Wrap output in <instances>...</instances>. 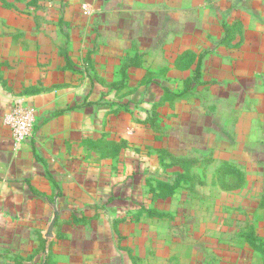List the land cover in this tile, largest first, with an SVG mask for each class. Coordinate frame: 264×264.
<instances>
[{"label": "rangeland", "instance_id": "obj_1", "mask_svg": "<svg viewBox=\"0 0 264 264\" xmlns=\"http://www.w3.org/2000/svg\"><path fill=\"white\" fill-rule=\"evenodd\" d=\"M261 3L0 0L10 108L21 102L35 115L21 88L54 79L87 108L72 153L49 166L67 180L35 172V197L19 205L4 202L13 188L0 182V205L25 213L0 218V263L23 247L38 258L53 231L62 255L70 239L107 254L119 244L124 264H264Z\"/></svg>", "mask_w": 264, "mask_h": 264}, {"label": "crops", "instance_id": "obj_2", "mask_svg": "<svg viewBox=\"0 0 264 264\" xmlns=\"http://www.w3.org/2000/svg\"><path fill=\"white\" fill-rule=\"evenodd\" d=\"M261 2L262 21L264 22V0H261ZM24 86L21 88L23 92L21 99L34 108L36 125L34 126L29 141L24 145L15 144L12 130L3 121L5 114L9 111L10 101L13 102L14 99L12 100V93H7L8 90L6 87L8 86L3 87L1 85L0 87V182L4 185L8 184L10 188H13L7 200H4V202L13 205L26 203L25 201L27 199L29 202L31 199H34L35 194H33L31 186L28 187V185L32 182L31 178L37 171L41 172V174L44 172L48 180L53 181V184L67 180L65 176L53 174V169H49V166L53 165L51 168H55L54 165L60 164L57 159L70 156L73 151L72 145L78 140V137H71L72 134L76 136L78 131V113L87 112L86 107H79L77 105L79 95L75 87L71 86L70 82L61 81L60 79H54V81L42 80L39 85L32 83ZM80 135L81 143L87 145L89 143L88 148L94 146L93 141L88 138L83 139V137H86L85 134L80 133ZM14 171L21 172L19 177L23 179L13 176L15 174ZM7 180L8 182H6ZM23 186L28 187L29 193H26V195H16L14 189H19ZM39 200L38 202L43 204H52V201L48 197H43ZM70 212V214L77 215V211L75 210H71ZM20 216H25V213L21 212L19 208L3 207L0 205V218L14 219ZM51 234L52 237L46 241V244L44 233L41 235L40 240L43 247L38 249V258H30L29 251L24 250L26 247H23L22 252L13 253L9 256V264H19L20 262L22 264H44L46 263L43 260V256L45 255L44 251L47 250L50 254L52 253L51 260L47 264H56L59 261L58 257L63 256L68 259L63 264H78L79 261L81 264H124L119 262L120 256H118L116 251L119 248V244L113 245V247L111 246L108 250L110 252L107 254L103 251L102 247L93 250V247L88 249V245H85V248H82V250H77L78 244L71 242L70 239H63L61 241L69 242L70 247H73L74 250L62 255L59 254L58 250L54 249L55 246L51 245L52 242L58 240V237L55 236L53 231ZM54 255H57L58 261H56Z\"/></svg>", "mask_w": 264, "mask_h": 264}, {"label": "built area", "instance_id": "obj_3", "mask_svg": "<svg viewBox=\"0 0 264 264\" xmlns=\"http://www.w3.org/2000/svg\"><path fill=\"white\" fill-rule=\"evenodd\" d=\"M34 111L16 102L4 116V123L10 127L16 145H21L30 137L34 126Z\"/></svg>", "mask_w": 264, "mask_h": 264}, {"label": "trees", "instance_id": "obj_4", "mask_svg": "<svg viewBox=\"0 0 264 264\" xmlns=\"http://www.w3.org/2000/svg\"><path fill=\"white\" fill-rule=\"evenodd\" d=\"M180 176V175H179Z\"/></svg>", "mask_w": 264, "mask_h": 264}]
</instances>
